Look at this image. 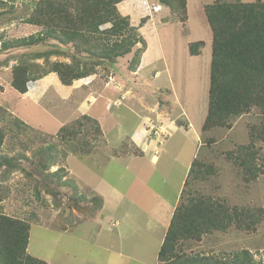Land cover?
<instances>
[{"label": "rangeland", "instance_id": "374dc122", "mask_svg": "<svg viewBox=\"0 0 264 264\" xmlns=\"http://www.w3.org/2000/svg\"><path fill=\"white\" fill-rule=\"evenodd\" d=\"M35 1L0 0V104L14 107L33 128L25 136L31 141L9 136L4 145L3 153L27 173L16 169L4 175L0 169V213L31 224L29 254L48 264H159L173 210L181 203L191 164L198 162L205 175L194 179L185 200L211 195L231 208L261 212L262 221L189 240L182 251L203 263L264 264V175L250 178L234 161L241 146L264 157V134L253 145L250 138L252 126H264V116L255 107L230 129L202 130L212 59L204 9L216 0H187L186 22L160 0H125L118 8L139 29L147 50L151 47L155 64L131 72V53L108 71L71 86L50 74L21 95L11 85L18 57L51 47L4 50L3 45L42 31L22 21ZM195 42L205 43L200 55L190 53ZM85 115L99 122L100 133L85 122L89 131L77 138L58 137L63 126ZM141 129L146 134L139 142L135 137ZM40 147L46 150L33 157ZM47 149L58 159L41 174L36 166L49 157Z\"/></svg>", "mask_w": 264, "mask_h": 264}, {"label": "trees", "instance_id": "16d2710c", "mask_svg": "<svg viewBox=\"0 0 264 264\" xmlns=\"http://www.w3.org/2000/svg\"><path fill=\"white\" fill-rule=\"evenodd\" d=\"M124 1L33 2V9L25 13L22 21L30 26L42 27V31L27 38L5 42L3 49L37 45L51 48L18 57L12 69L13 89L25 95L30 83L50 74L57 75L63 85L71 86L75 81L108 71L120 58L131 53L133 57L128 69L135 72L147 50V43L139 29L131 24V18L121 14L118 5ZM160 2L178 15L181 22L187 21V0ZM12 6L9 9L13 12ZM204 12L212 32V60L208 112L202 130L208 131L215 127L230 129L237 118L250 113L255 107L264 116V1L216 0L207 5ZM204 45V42L190 44V53L200 55L199 47ZM53 57H56L55 61ZM40 60L43 61L39 62ZM13 111L14 107L0 104V169H3L4 175H9L16 169L27 173L21 162L3 153L7 138L10 136L13 139H22L25 143L32 140L25 137L31 134L32 126ZM85 122H91L96 126L95 131L100 133L99 122L85 115L71 125L63 126L58 137L77 138L82 130L89 131ZM251 129L253 145L257 142L256 137L264 134V126L260 128L255 125ZM247 147L241 146L236 151L234 161L246 175L256 179L264 175V157H259L257 152ZM44 150L46 148L40 147L32 154L33 157ZM47 150L50 151L47 153L49 157L36 166L41 174L57 163L58 155L53 149ZM23 158L29 159L26 155ZM205 169L208 173L209 167L205 166ZM59 171L60 169L56 172ZM203 175L205 174L200 164L194 162L184 183L186 188L183 187L181 192V203L179 201L180 204L175 208L160 247L159 264H213L188 256L182 251L181 245L189 240L201 241L205 235L226 232L232 227L249 229L252 223L262 221L261 212L256 213L252 209L237 206L231 208L225 201L211 195L185 200L190 184ZM66 182L73 183L69 180ZM1 193L0 191V201L3 198ZM101 201L104 203L103 199ZM89 212L90 210L85 215ZM30 231L29 222L0 213V264H48L29 254ZM242 253L246 255V252ZM241 263L245 264L244 260ZM247 264L254 263L249 261Z\"/></svg>", "mask_w": 264, "mask_h": 264}, {"label": "crops", "instance_id": "0c3cea01", "mask_svg": "<svg viewBox=\"0 0 264 264\" xmlns=\"http://www.w3.org/2000/svg\"><path fill=\"white\" fill-rule=\"evenodd\" d=\"M154 39H155V37H154ZM158 41V48L160 49V44H159V40H157ZM149 63H154L155 64V60H154V53H153V51H151V47L149 46V49L144 53V55H143V57H142V61H141V65H140V67H142V66H147V64H149ZM195 156H196V154H195ZM193 162V161H192ZM192 165V164H191ZM191 167V166H190ZM176 208V207H175ZM175 208H174V210H175ZM174 210H173V212H174ZM166 233H167V231H166ZM165 238V237H164ZM163 241H164V239H163ZM163 241H162V243H163ZM161 246H162V244H161ZM160 246V247H161ZM159 250H160V248H159ZM158 259V258H157Z\"/></svg>", "mask_w": 264, "mask_h": 264}, {"label": "bare ground", "instance_id": "6f19581e", "mask_svg": "<svg viewBox=\"0 0 264 264\" xmlns=\"http://www.w3.org/2000/svg\"><path fill=\"white\" fill-rule=\"evenodd\" d=\"M145 134H146V130L145 129H141L140 134L137 137H135V139L140 142L142 140L141 137H143V135H145Z\"/></svg>", "mask_w": 264, "mask_h": 264}, {"label": "clouds", "instance_id": "9594fccd", "mask_svg": "<svg viewBox=\"0 0 264 264\" xmlns=\"http://www.w3.org/2000/svg\"><path fill=\"white\" fill-rule=\"evenodd\" d=\"M144 53H145V52H144ZM143 55H144V54H143ZM143 55H142V56H143ZM141 59H142V58H141ZM211 60H212V59H211ZM41 260H42V259H41Z\"/></svg>", "mask_w": 264, "mask_h": 264}]
</instances>
